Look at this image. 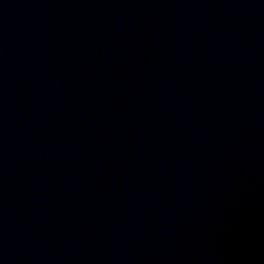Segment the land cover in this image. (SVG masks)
<instances>
[{"label": "water", "instance_id": "obj_1", "mask_svg": "<svg viewBox=\"0 0 264 264\" xmlns=\"http://www.w3.org/2000/svg\"><path fill=\"white\" fill-rule=\"evenodd\" d=\"M0 264H264V0H0Z\"/></svg>", "mask_w": 264, "mask_h": 264}]
</instances>
